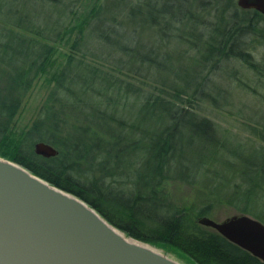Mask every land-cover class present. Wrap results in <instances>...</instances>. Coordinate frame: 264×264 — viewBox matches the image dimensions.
Listing matches in <instances>:
<instances>
[{
	"label": "trees",
	"instance_id": "1",
	"mask_svg": "<svg viewBox=\"0 0 264 264\" xmlns=\"http://www.w3.org/2000/svg\"><path fill=\"white\" fill-rule=\"evenodd\" d=\"M79 1L0 0V63L13 70L6 95L25 93L54 63L56 43L66 48L29 132L8 142L7 128L0 124V156L80 197L127 235L183 255L190 264H264L197 223L213 202L184 213L156 194L167 178L192 177L185 161L206 172L211 162L231 167L221 153L226 138L195 109L207 99L215 104L214 75L236 80L224 63L237 60L262 82L264 65L253 59L252 50L264 44V16L236 9L229 20L220 15L207 22L200 10H192L194 4L219 5L217 0H94L80 14ZM232 5L225 0L220 8ZM4 98L0 116L14 100ZM130 103L137 109L134 116L119 111ZM257 123L246 128L254 141L238 143L246 155L226 151L249 162L245 169L232 165L231 180L237 191L245 182L249 194L264 191V118ZM34 141L54 145L57 154H36ZM130 154L134 181L122 178L119 165ZM108 159L113 165L106 164ZM122 183L130 187L127 201L106 193L107 186ZM227 202L240 203L234 196ZM240 205L242 213L253 212L250 205Z\"/></svg>",
	"mask_w": 264,
	"mask_h": 264
},
{
	"label": "water",
	"instance_id": "2",
	"mask_svg": "<svg viewBox=\"0 0 264 264\" xmlns=\"http://www.w3.org/2000/svg\"><path fill=\"white\" fill-rule=\"evenodd\" d=\"M264 15V0H236ZM34 152L54 156L49 143ZM210 227L264 262V223L246 214ZM0 264H182L153 245L126 236L75 194L52 185L23 165L0 156Z\"/></svg>",
	"mask_w": 264,
	"mask_h": 264
},
{
	"label": "rangeland",
	"instance_id": "3",
	"mask_svg": "<svg viewBox=\"0 0 264 264\" xmlns=\"http://www.w3.org/2000/svg\"><path fill=\"white\" fill-rule=\"evenodd\" d=\"M217 1L219 5H210L206 6L205 8L194 4L192 10L194 12H198L200 10V12H202V14L198 12L200 17H202L207 22H215L218 20L220 15L229 20V16L236 9L239 12L242 10H250L238 6L236 0H232L234 2L232 8L229 7L221 9L220 3H223L225 0ZM93 2L94 0L79 1V13L82 14L84 8L87 6H92ZM82 6L84 7L82 8ZM44 10L49 12L50 5L45 3ZM261 23H264V20L261 21ZM249 40L250 39H247V41ZM183 48H185L183 47V44L182 46L180 45L177 53H179ZM65 52L66 48L62 47L61 44L56 43L55 53L53 56L54 63L50 66H47L46 71L38 75L33 80L30 88L25 93H19L15 91L14 94L16 97L5 94L7 91H9L7 87H11V82L8 80L7 75L9 72L13 73V70H11L5 64L0 63V93L2 96H6L5 98L3 97L5 100L8 97H12V99H14L12 100V104H9L8 106V112L3 116H0V124L5 125L7 128V133L10 137L7 140L8 142L15 136L21 137L24 135V133L29 132L30 127L34 125L36 118L40 117L41 107L43 106L50 89V76H52L55 69L60 66V63L64 60ZM252 56L256 62L264 65V44H260L258 46L256 44L255 49L252 50ZM174 60L177 59L174 58ZM179 61L183 65L188 64L187 60ZM172 63L173 65L175 64L174 62ZM222 66L225 69V72H232V74L236 75V80L231 77H227L225 74H223L222 77L217 75L212 77L211 75L213 81L211 86L214 87L212 90L217 89L216 92L214 91L212 93V95L217 100L214 104L212 100L207 99L209 103H201L200 105L196 106L195 110L198 111L200 116L208 118L211 121V124L216 127L226 138V143L222 149L223 152L221 153L224 159L229 160L231 167L230 165L226 166L221 162L216 161L205 165V168H207L208 171L206 172L204 168L198 167L197 169L196 165L189 163V161H185L184 163L189 166L191 171L194 172L192 177H186L185 179L176 177L167 178L158 187L156 194L157 197L163 201V203L172 205L175 208H180L184 211V213L192 212L193 209L202 207L209 202H213L211 204L212 210L210 209L211 211H209L207 215L203 216H208L215 221H222L234 214L242 213L237 208L238 206H241L240 204H248L253 209V212L246 214L254 217L256 212L261 215L262 219H264V191H259L256 194H249L246 192V190L248 191V188L245 182H243L244 184L240 188V191H237L232 187L231 180L234 178L232 177L234 175V167H232V165H237L238 167L242 165V167L245 169L246 166H249V162H241L238 157L233 154L230 155L226 152L227 150L236 149L240 155H246V151L240 147L238 143L241 142L242 144V142L254 141L252 135L250 134L251 130L248 131L246 128L248 126L259 127L257 121H263L264 79L263 76H260L263 83L258 82L257 78L255 81L250 70H248L246 66L241 65L237 60L224 63ZM162 75L167 76V78L170 79L169 75H167L165 72H162ZM3 98H0V102L3 100ZM132 103H130L128 106L120 107L119 111L126 115L131 114L134 116L137 109L134 106L135 104L133 105ZM77 134L78 133H76V135ZM30 135H32L30 137H34L35 134L32 132ZM35 142L38 141H34L33 144ZM52 146L55 147L54 145ZM55 149L57 150L56 147ZM247 154L250 156L249 152ZM112 162V159H108V163L106 164L113 165ZM132 162H135V158L130 154L127 155L121 163H119L120 168L122 169L123 179H131L132 181L138 179L136 172L130 165ZM84 167L85 163L82 164L83 169ZM96 176L98 177L100 175L96 174ZM109 178L110 177L106 178L107 182L110 180ZM117 180H119V178ZM234 180L237 181V178ZM129 188V186L122 183L120 186L117 185V188L111 185L107 186L105 190L106 193L120 196L124 201H127ZM232 196H234V198L240 203L238 204L235 202L232 204L227 202V199H232ZM215 198H217V200ZM261 222L263 221L261 220ZM124 234L129 236L126 233ZM153 247L182 264H190L183 255L176 254L174 251L172 252L165 250L162 247H156L154 245Z\"/></svg>",
	"mask_w": 264,
	"mask_h": 264
}]
</instances>
